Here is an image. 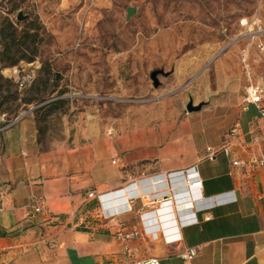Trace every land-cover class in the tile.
I'll return each mask as SVG.
<instances>
[{"label":"rangeland","instance_id":"rangeland-1","mask_svg":"<svg viewBox=\"0 0 264 264\" xmlns=\"http://www.w3.org/2000/svg\"><path fill=\"white\" fill-rule=\"evenodd\" d=\"M49 4L56 9L46 11ZM13 8V20L19 13L37 16L48 37L35 62L17 66L21 75L34 74L30 85L20 90L11 77L15 67L2 70L3 77L12 81L8 88L18 100L0 107V128L33 115L42 151L81 153L89 148L94 154V146L96 151L107 147L113 167L121 173L125 166L135 181L153 177V171L142 172L148 164L158 163L161 153L185 150L189 135L182 127L188 117L186 106L192 97L194 105L203 98L209 80L215 88L217 58L235 46L252 47L251 62L245 57L244 63L240 56V71L247 75V65L249 75L264 79V50L258 48L260 44L264 48V0H0L2 13ZM128 8L134 14L127 20ZM41 11L57 19L50 21L57 35L43 24ZM245 21L250 28L241 25ZM180 63L183 71L178 74L174 69ZM189 67L192 73H184ZM155 70L162 72L157 88L150 77ZM27 99L30 104L23 103ZM201 109H208V104ZM210 127L207 121L193 127L194 148L202 159L208 153L206 146H214ZM127 158L133 159L127 162ZM137 167L142 170L136 172ZM87 195L80 211L54 221L57 232L83 227L105 232L115 220L138 227L133 230L140 233L136 238L154 239L135 223L136 212H141L139 202L131 212L110 215L98 194L95 198ZM44 232L41 240L22 236L12 248L0 249V264H76L73 252H46L56 251L59 243L50 239L56 232L49 236ZM147 255L135 252L131 258Z\"/></svg>","mask_w":264,"mask_h":264},{"label":"crops","instance_id":"crops-1","mask_svg":"<svg viewBox=\"0 0 264 264\" xmlns=\"http://www.w3.org/2000/svg\"><path fill=\"white\" fill-rule=\"evenodd\" d=\"M56 7L49 4L44 9L49 12ZM40 17L57 35L58 30L50 23L57 19L42 11ZM241 47L235 46L214 61L215 88L210 87L209 80L203 98L193 104H208V109L200 108L198 115L188 113L182 126L189 134L184 141L185 150L175 148L161 153L160 161L148 164L142 172L153 171L151 178L135 181V175L125 166L119 173L110 163L107 147L96 151L94 146V154L89 148L82 150V157L77 150L44 152L33 115L11 122L0 133V233L5 234L0 237V249L12 248L22 236L41 240L44 230L47 236L56 232L50 239L59 243L56 251L46 252H73L76 264H134L150 257L158 258L160 264H264V164L259 167L250 163L251 159L264 161V120L254 105L245 109L243 92V85L250 81L264 88V79L240 71V56L251 62L253 55L252 47ZM183 63L175 67V73H182ZM184 73L191 74L192 67L185 68ZM205 121L211 122L213 131L214 146H206L207 152H215L213 159H208V153L204 159L199 157L193 144V127ZM224 147L229 156L224 154ZM233 161L242 162L243 166H233ZM107 166L114 171H108ZM192 167L202 188L178 190L184 191V201L175 208L173 197L179 185L169 181L168 174ZM141 170L137 167L136 172ZM117 188L122 189L113 191ZM90 192L97 196L107 194V201L101 202L110 215L131 212L139 202L141 212H136L139 216L135 223L141 224L143 230L147 227L157 239L121 241L116 236L121 228L131 232L138 231V227L115 220L109 222L112 226L105 232L87 227L57 232L54 221L80 211ZM154 199L156 202L151 201ZM154 204V210L145 211V207ZM163 214L171 215L172 224L166 230L158 219ZM187 220L194 221L181 225ZM165 231V236L176 239L163 241L161 233ZM189 249L197 251L192 259L183 257ZM135 252L148 255L133 260Z\"/></svg>","mask_w":264,"mask_h":264},{"label":"trees","instance_id":"trees-1","mask_svg":"<svg viewBox=\"0 0 264 264\" xmlns=\"http://www.w3.org/2000/svg\"><path fill=\"white\" fill-rule=\"evenodd\" d=\"M14 11V8L6 13L0 11V107L6 101L18 100L16 93L12 94L8 88L12 81L3 77L2 70L17 67L21 62H35L40 56L45 38L48 37L37 16L22 15L24 19L17 20V15L16 20H13L10 14ZM42 69L49 73L47 67L43 66ZM32 89L35 90V87ZM23 103L30 104L31 99L23 100ZM4 236L5 234L0 233V237Z\"/></svg>","mask_w":264,"mask_h":264},{"label":"built area","instance_id":"built-area-1","mask_svg":"<svg viewBox=\"0 0 264 264\" xmlns=\"http://www.w3.org/2000/svg\"><path fill=\"white\" fill-rule=\"evenodd\" d=\"M241 25L243 27L248 26L250 28V25H248L247 21H245L244 23H241ZM251 27H252V24H251ZM250 45H252V41H251ZM258 48L262 51L264 50V48L262 47L261 44L258 46ZM242 61L244 63L246 61L244 56H242ZM245 67H246V74L249 76V68L247 65H245ZM20 73L21 72L17 70V67H15L13 69V75H11V77H13L14 81L16 82L19 89L21 90V89L25 88L26 86L30 85L33 82L35 76L32 72L29 74H24V75H21ZM244 91H245L244 92L245 93L244 94L245 109L248 105H254L258 109L260 116L264 120V88H263V86L260 85L259 83H252L250 81L244 87ZM4 118H5V115H2V121H4ZM10 124H11V122L9 124L1 127L0 132H2L4 129H6ZM232 132H234V130ZM110 133H111V131L108 132V134H110ZM254 142L257 143L258 140L255 139ZM222 150H223L225 155L229 156V150L227 147H224ZM214 156H215V152L208 149V159H213ZM250 163L253 164L254 166L261 167L264 164V161L251 159ZM232 165L233 166H243V163L239 162V161H233ZM168 179H169V181H174V183H175L174 185H179L175 189L177 191L180 189H183L184 187H188V188H192V189H198V190H200L202 188V182L198 176V173L195 171L194 167L186 169L184 171H179V172L168 174ZM87 196H88V198H95L96 197L93 192L88 193ZM97 199L101 201L100 196H98ZM134 199H136V197ZM131 201H133V199H131ZM193 221L194 220H189L187 223H191ZM143 232H144L143 234L148 235V236H152L154 239H157V236H155V234L153 232H148L146 228L144 229ZM139 235H140V233L137 231L127 232L124 228H121V230H119L116 233L117 238L121 241L133 239V238L139 237ZM196 254H197V251L195 249H189L183 255V257L186 259H192L193 257L196 256ZM134 264H160V260L158 258L150 257V258L138 260Z\"/></svg>","mask_w":264,"mask_h":264},{"label":"bare ground","instance_id":"bare-ground-1","mask_svg":"<svg viewBox=\"0 0 264 264\" xmlns=\"http://www.w3.org/2000/svg\"><path fill=\"white\" fill-rule=\"evenodd\" d=\"M175 192V191H174ZM188 192V195H189V190L187 191ZM184 193V191H177L176 193H175V197H173V198H175V199H173V206L175 207V208H179V206H181V205H179V203H182V201H184L183 200V197L181 196V194H183ZM109 194V193H108ZM106 196H107V194H104V195H100V199H101V201L104 203V202H106L107 201V198H106ZM122 196V195H121ZM121 196H120V198H121ZM151 199V198H150ZM187 199H190L191 200V197H189V198H187ZM187 199H185V200H187ZM165 202V201H164ZM166 203V202H165ZM168 204H170V201H168ZM102 207H103V204H102ZM103 209H104V207H103ZM106 209H104V211H105ZM105 213H106V211H105ZM118 213H120V212H118ZM159 213H162L161 211H159ZM108 214V213H107ZM170 218H171V215H161L160 217H158V219L160 220V222H161V228H163V230H166L167 228H169V226L172 224V221H169L170 220ZM189 220H187V221H183V222H181V225H184V224H186L187 222H188ZM175 225V224H174ZM146 229H147V227H146ZM170 230H173V229H170ZM147 231L148 232H152V231H149L148 229H147ZM166 232L167 231H165V232H163V234L161 233V235L163 236V241H166V242H170V241H173V240H175L176 238H171V237H169V236H165L166 235ZM155 236H156V234H155Z\"/></svg>","mask_w":264,"mask_h":264},{"label":"water","instance_id":"water-1","mask_svg":"<svg viewBox=\"0 0 264 264\" xmlns=\"http://www.w3.org/2000/svg\"><path fill=\"white\" fill-rule=\"evenodd\" d=\"M133 14H134V9L133 8H128L127 9L126 19L128 20ZM21 19H24V17L22 16L21 13H19L18 17H17V20H21ZM161 73H162L161 71L155 70V71H153L150 74L153 86L155 88H157L159 86V81H158L157 76L159 74H161ZM201 107H202V104H199L198 106H193L192 101H189V103L186 106V110H187V113H192V112L199 111Z\"/></svg>","mask_w":264,"mask_h":264}]
</instances>
